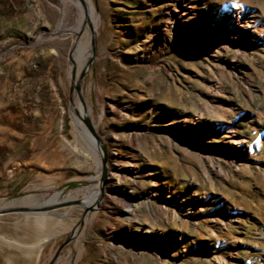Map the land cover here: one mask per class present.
Wrapping results in <instances>:
<instances>
[{
    "label": "rangeland",
    "instance_id": "rangeland-1",
    "mask_svg": "<svg viewBox=\"0 0 264 264\" xmlns=\"http://www.w3.org/2000/svg\"><path fill=\"white\" fill-rule=\"evenodd\" d=\"M0 264H264V0H0Z\"/></svg>",
    "mask_w": 264,
    "mask_h": 264
},
{
    "label": "water",
    "instance_id": "water-1",
    "mask_svg": "<svg viewBox=\"0 0 264 264\" xmlns=\"http://www.w3.org/2000/svg\"><path fill=\"white\" fill-rule=\"evenodd\" d=\"M92 52H93V49H92ZM84 73V72H83ZM83 73L79 76V79H81L82 77H83ZM77 85H78V82H77ZM78 90V86H76V91ZM86 123H87V121H86ZM87 125H88V123H87ZM88 127H89V125H88ZM66 204H61V206H65ZM59 206V205H58ZM52 207V206H51ZM51 207H45V208H43L42 210H49V209H51ZM54 207H56V206H54ZM70 240H71V238H68V239H66L64 242H62V244L58 247V249L56 250V252H55V256L59 253V251L63 248V247H65L69 242H70ZM55 256H54V258H55Z\"/></svg>",
    "mask_w": 264,
    "mask_h": 264
},
{
    "label": "trees",
    "instance_id": "trees-1",
    "mask_svg": "<svg viewBox=\"0 0 264 264\" xmlns=\"http://www.w3.org/2000/svg\"><path fill=\"white\" fill-rule=\"evenodd\" d=\"M65 126V125H64Z\"/></svg>",
    "mask_w": 264,
    "mask_h": 264
}]
</instances>
